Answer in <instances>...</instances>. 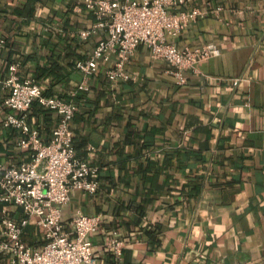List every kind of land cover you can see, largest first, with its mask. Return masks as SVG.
<instances>
[{
  "label": "crops",
  "instance_id": "obj_1",
  "mask_svg": "<svg viewBox=\"0 0 264 264\" xmlns=\"http://www.w3.org/2000/svg\"><path fill=\"white\" fill-rule=\"evenodd\" d=\"M80 1L0 0V164L29 159L17 144L20 130L3 125L12 112L3 106L4 81L18 63L22 78L76 104L72 145L96 168L98 189L74 191L61 218L69 229L78 210L99 215L90 235L95 264H264V0L179 5L203 14L168 40L220 50L188 70L182 85L139 45L125 65L129 79L109 80L114 57L98 60L87 89L76 92L83 80L76 62L105 37L81 36L95 18L77 10ZM57 119L43 106L27 111L45 140ZM6 209L16 221L25 217L19 207ZM114 238L124 242L119 260L109 247ZM22 239L44 244L34 218Z\"/></svg>",
  "mask_w": 264,
  "mask_h": 264
},
{
  "label": "built area",
  "instance_id": "obj_2",
  "mask_svg": "<svg viewBox=\"0 0 264 264\" xmlns=\"http://www.w3.org/2000/svg\"><path fill=\"white\" fill-rule=\"evenodd\" d=\"M182 3L184 0H81L77 10L85 9L95 18L92 25L80 31L81 36L87 39L103 31L105 37L90 56L76 62L83 79L76 92L87 89L85 81L97 71L98 60L108 62L114 57L113 65L105 70L109 80L129 79L125 65L139 45L153 60L166 62V73L178 85L186 83V72L196 70L198 62L217 57L220 50L213 43L180 48L168 40L203 14L197 8H179ZM7 73L4 85L8 94L3 106L12 112L5 115L3 125L20 130L17 144L29 151V159L16 166L0 164V258L7 264H95L90 235L99 227V215L78 210L69 229L61 218V207L74 191L93 194L98 189L96 168L79 159L72 145L70 122L76 104L72 99L44 95L42 84L20 76L18 63L9 65ZM237 81L234 79V83ZM34 101L58 116L49 140L28 123L27 111ZM8 205L21 208L25 217L19 221L9 217ZM30 218L44 233L45 242L39 248L22 239ZM123 245L117 238L109 242L116 260L122 255Z\"/></svg>",
  "mask_w": 264,
  "mask_h": 264
},
{
  "label": "trees",
  "instance_id": "obj_3",
  "mask_svg": "<svg viewBox=\"0 0 264 264\" xmlns=\"http://www.w3.org/2000/svg\"><path fill=\"white\" fill-rule=\"evenodd\" d=\"M80 59H82V58H80ZM69 65L72 66L71 64H69ZM37 82H38V81H37ZM39 83H40V82H39ZM79 93H80V92H79ZM43 94L46 95V96H50V95H52V90L46 88V89L44 90ZM75 98H77V96H76ZM33 104L41 106L37 101H34V102L32 103V105H33ZM41 107H42V106H41Z\"/></svg>",
  "mask_w": 264,
  "mask_h": 264
}]
</instances>
